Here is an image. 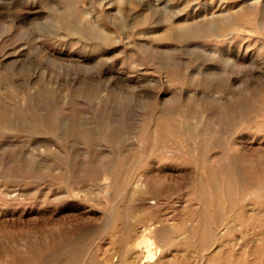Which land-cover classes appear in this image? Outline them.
Here are the masks:
<instances>
[{
	"label": "rangeland",
	"instance_id": "1",
	"mask_svg": "<svg viewBox=\"0 0 264 264\" xmlns=\"http://www.w3.org/2000/svg\"><path fill=\"white\" fill-rule=\"evenodd\" d=\"M0 264H264V0H0Z\"/></svg>",
	"mask_w": 264,
	"mask_h": 264
}]
</instances>
